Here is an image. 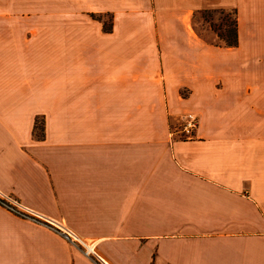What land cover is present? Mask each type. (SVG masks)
Listing matches in <instances>:
<instances>
[{"label":"crops","instance_id":"1","mask_svg":"<svg viewBox=\"0 0 264 264\" xmlns=\"http://www.w3.org/2000/svg\"><path fill=\"white\" fill-rule=\"evenodd\" d=\"M202 10L235 11L236 46ZM2 15L0 192L43 219L0 205V264H264V0Z\"/></svg>","mask_w":264,"mask_h":264},{"label":"rangeland","instance_id":"2","mask_svg":"<svg viewBox=\"0 0 264 264\" xmlns=\"http://www.w3.org/2000/svg\"><path fill=\"white\" fill-rule=\"evenodd\" d=\"M52 0H0V21H3L6 15H2L4 11L11 12L12 21H17L19 16L26 18L27 21H32L37 11L41 9H50ZM105 20H108L107 16H103ZM233 20L232 12L225 13H194L193 25L199 31L205 39L214 40L218 39L216 30L220 27V30L226 29L230 26ZM218 32V31H217Z\"/></svg>","mask_w":264,"mask_h":264},{"label":"built area","instance_id":"3","mask_svg":"<svg viewBox=\"0 0 264 264\" xmlns=\"http://www.w3.org/2000/svg\"><path fill=\"white\" fill-rule=\"evenodd\" d=\"M197 127H198L197 116L194 113L188 112L183 114L180 125L178 127H175L171 131V135H175L179 139H183V140L192 139L195 136ZM0 205L22 216H26L34 219H43L38 214H35L34 212L24 208L15 198L3 194L2 192H0ZM80 242L83 243L82 241ZM86 247H87V253L88 252L92 253V248L88 245ZM99 261H100L99 263L101 264L102 261L101 260ZM103 264L105 263L103 262Z\"/></svg>","mask_w":264,"mask_h":264},{"label":"trees","instance_id":"4","mask_svg":"<svg viewBox=\"0 0 264 264\" xmlns=\"http://www.w3.org/2000/svg\"><path fill=\"white\" fill-rule=\"evenodd\" d=\"M199 13H209V12H214V13H225V12H229V11H224V10H202V11H198ZM196 12V13H198ZM230 12L233 13V20L231 21L230 26H228L226 29L224 30H220V27H218L219 29L216 30V34L218 37L219 42H215V44L217 45H223V46H236L237 45V40H238V33H237V20L235 17V11L231 10ZM94 16V15H93ZM98 19H103L102 15L97 16ZM108 20H104V26L105 29L108 30L109 27H106ZM218 31V32H217Z\"/></svg>","mask_w":264,"mask_h":264}]
</instances>
